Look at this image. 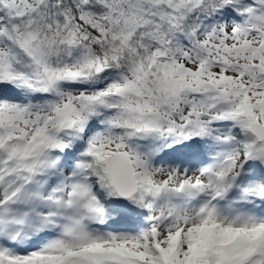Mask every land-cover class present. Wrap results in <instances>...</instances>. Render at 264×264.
Here are the masks:
<instances>
[{
	"label": "snow or ice",
	"instance_id": "1",
	"mask_svg": "<svg viewBox=\"0 0 264 264\" xmlns=\"http://www.w3.org/2000/svg\"><path fill=\"white\" fill-rule=\"evenodd\" d=\"M0 264H264V0H0Z\"/></svg>",
	"mask_w": 264,
	"mask_h": 264
}]
</instances>
